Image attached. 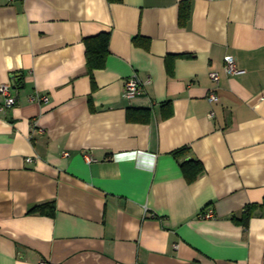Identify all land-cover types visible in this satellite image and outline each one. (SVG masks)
<instances>
[{"label":"crops","instance_id":"1","mask_svg":"<svg viewBox=\"0 0 264 264\" xmlns=\"http://www.w3.org/2000/svg\"><path fill=\"white\" fill-rule=\"evenodd\" d=\"M0 83V264H264V0H0Z\"/></svg>","mask_w":264,"mask_h":264},{"label":"trees","instance_id":"2","mask_svg":"<svg viewBox=\"0 0 264 264\" xmlns=\"http://www.w3.org/2000/svg\"><path fill=\"white\" fill-rule=\"evenodd\" d=\"M120 1V0H115ZM189 15V2L183 1L180 5V23L184 22ZM108 41H109V35L108 34H100L96 37L87 38L85 41L86 45V62L88 65V68L95 69V68H101L104 65L105 58L108 53ZM187 152V148L183 147L182 149H179L174 152V155L177 158H180L183 153ZM187 181L192 182L194 181L202 172L203 167L200 164L199 161L195 159H184L181 160L180 163ZM262 205L264 206V199ZM44 205H40L35 207L34 209H42ZM49 212H53L54 208L52 205H49ZM252 208L249 206L244 211L243 217L238 220L242 224L246 225L249 218L251 217Z\"/></svg>","mask_w":264,"mask_h":264},{"label":"built area","instance_id":"3","mask_svg":"<svg viewBox=\"0 0 264 264\" xmlns=\"http://www.w3.org/2000/svg\"><path fill=\"white\" fill-rule=\"evenodd\" d=\"M224 69L228 75H239V74L244 73V70L239 69L237 67L234 59L231 57H227L225 59ZM209 76H210V79L212 80V82L216 85L219 81L218 72L212 71V72H210ZM143 84H144V82L141 81V79H139L137 75H135V74L131 75L125 81V84H124V86H125L124 97H126L129 100L135 99L136 97H138L139 94L143 90V87H142ZM0 96H3L5 99L4 100V107H12L15 105L16 98L10 95L9 85L7 83H0ZM207 100L210 103H214L218 100V97L215 93V88H213L209 91L208 96H207ZM209 115L213 116V113L211 112ZM64 154L67 155V153H64ZM85 159L87 162L93 161V158L89 154L85 155ZM31 160H32L31 158L27 159V161H29V162ZM199 216L202 219H213V218H215L214 211L211 209L204 210L203 212L200 213ZM175 247H177V244L175 245ZM40 264H47V263L42 261V262H40Z\"/></svg>","mask_w":264,"mask_h":264}]
</instances>
